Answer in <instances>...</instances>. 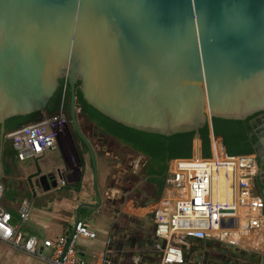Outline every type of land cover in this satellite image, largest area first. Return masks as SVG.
<instances>
[{
	"label": "water",
	"instance_id": "obj_1",
	"mask_svg": "<svg viewBox=\"0 0 264 264\" xmlns=\"http://www.w3.org/2000/svg\"><path fill=\"white\" fill-rule=\"evenodd\" d=\"M62 79L95 169L78 119V83L91 106L118 122L166 135L195 131L201 156L205 125L212 148L224 144L214 117L262 113L251 132L264 126V0H0V137L14 116L41 119ZM36 182L47 190L59 184L55 173ZM136 241L108 249L131 251ZM206 241L182 242L185 261L193 243ZM230 247L220 253L247 260Z\"/></svg>",
	"mask_w": 264,
	"mask_h": 264
},
{
	"label": "crops",
	"instance_id": "obj_2",
	"mask_svg": "<svg viewBox=\"0 0 264 264\" xmlns=\"http://www.w3.org/2000/svg\"><path fill=\"white\" fill-rule=\"evenodd\" d=\"M78 119L95 151L97 169L90 148L73 125L61 129L57 148L36 158L42 161L37 167L24 164L28 159L16 158L6 164L5 151L11 143L6 131L0 137V180L6 186L2 205L17 223L21 205L26 200L29 202L31 216L25 223L31 226L29 231L37 234L39 247L47 257L52 255L53 247L47 246L46 241L72 233L77 223L83 222L97 233L95 239L81 238L78 242V250L87 264L97 262L96 254L111 264H160L163 243L156 235L155 212L168 205L164 201L169 192L168 176L161 173L152 156L109 132L96 120L82 115L81 111ZM251 133L259 142L264 162V126ZM199 154L203 156V150ZM49 157L54 160H44ZM49 173L57 175L59 184L47 190L36 181ZM22 231L25 238L33 236L23 227ZM132 236L137 237L131 250L136 253L133 257L129 249H108L123 243L126 249ZM210 241L218 242L193 243L184 264H264V227L236 246L239 256L247 260L222 256ZM0 264L51 263L0 239Z\"/></svg>",
	"mask_w": 264,
	"mask_h": 264
},
{
	"label": "built area",
	"instance_id": "obj_3",
	"mask_svg": "<svg viewBox=\"0 0 264 264\" xmlns=\"http://www.w3.org/2000/svg\"><path fill=\"white\" fill-rule=\"evenodd\" d=\"M66 123L62 110L59 115L21 126L9 133L16 158L22 161L36 159L57 148L59 133ZM256 168L254 154L231 155L224 144L212 148L209 158L194 156L170 161L167 177L169 192L164 197L168 205L155 212L156 235L166 241L160 264H184L182 242L189 238L237 246L260 232L264 227V200L255 189ZM222 173L225 181L220 188L216 177ZM3 195L0 180L2 241L51 264H87L78 250V242L81 238L95 239L97 233L94 230L83 222L77 223L72 233L45 242L53 247L52 255L47 257L39 247L38 238H25L22 231L23 224L31 216L29 202H23L20 221L14 223L12 214L2 205ZM95 258V264H111L101 254H96Z\"/></svg>",
	"mask_w": 264,
	"mask_h": 264
},
{
	"label": "trees",
	"instance_id": "obj_4",
	"mask_svg": "<svg viewBox=\"0 0 264 264\" xmlns=\"http://www.w3.org/2000/svg\"><path fill=\"white\" fill-rule=\"evenodd\" d=\"M66 80H60V86L50 100L43 118L59 115L62 110L65 116L72 122L70 107V85ZM78 107L81 114L91 120H96L99 125L105 127L114 135L132 143L136 148L153 157L157 165L161 168V173L168 176V167L173 159H190L195 153V131L178 132L172 135L149 132L137 129L121 122H118L91 106L84 98L78 83ZM63 108V109H62ZM39 113L27 116H14L7 120L6 131L11 133L21 126L30 124L29 120L35 118ZM254 114L247 119L213 118V132L216 136H223L224 145L228 154L248 155L255 154L256 137L251 133V120L258 115ZM34 123V122H31ZM73 125V124H72ZM1 129V125H0ZM203 147V157L212 156L211 129L209 124L200 129ZM6 164L13 163L16 159V152L12 142L8 144L5 151Z\"/></svg>",
	"mask_w": 264,
	"mask_h": 264
},
{
	"label": "flooded vegetation",
	"instance_id": "obj_5",
	"mask_svg": "<svg viewBox=\"0 0 264 264\" xmlns=\"http://www.w3.org/2000/svg\"><path fill=\"white\" fill-rule=\"evenodd\" d=\"M261 115H262V113H259L255 117L261 116ZM255 147H256V152H255L254 155H255V158H256V161H257V168H256V176H255V179H254V185H255L256 191L258 192V194L261 195V197L264 200V162H262V160H261L262 159V155L260 154L261 149H260V146H259V142L257 140L255 142ZM210 242L212 244H214L216 247H218L219 252L220 251H224V253L229 252V247H228L229 245L228 244H226V243L223 244V242H214V241H210ZM221 255L225 256L224 254H221Z\"/></svg>",
	"mask_w": 264,
	"mask_h": 264
},
{
	"label": "rangeland",
	"instance_id": "obj_6",
	"mask_svg": "<svg viewBox=\"0 0 264 264\" xmlns=\"http://www.w3.org/2000/svg\"><path fill=\"white\" fill-rule=\"evenodd\" d=\"M45 114V113H44ZM43 118V117H42ZM66 119H67V123H66V125L67 126H72V122L68 119V117L66 116ZM48 155H54V157L56 156L55 154H52V153H48ZM56 158V157H55ZM51 159H53V158H50L49 157V159L48 158H46V159H44L45 161H47V160H51ZM54 160V159H53ZM44 162V161H43ZM42 164V161H41V159H39V160H36V159H28V161H26L24 164H31L32 166H35V167H37V164Z\"/></svg>",
	"mask_w": 264,
	"mask_h": 264
},
{
	"label": "bare ground",
	"instance_id": "obj_7",
	"mask_svg": "<svg viewBox=\"0 0 264 264\" xmlns=\"http://www.w3.org/2000/svg\"><path fill=\"white\" fill-rule=\"evenodd\" d=\"M216 181H217V186H218L219 183L221 184V183H223V181H225L224 176H223V173L221 174V176H219V177L217 176L216 177ZM221 187H222V184H221L220 188ZM223 198H224V196L221 197V199H223ZM250 237H252V236H250Z\"/></svg>",
	"mask_w": 264,
	"mask_h": 264
}]
</instances>
